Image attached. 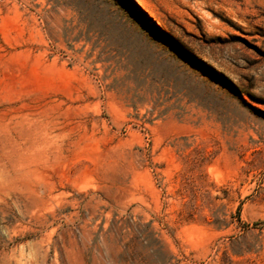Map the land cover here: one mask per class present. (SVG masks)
Wrapping results in <instances>:
<instances>
[{"label":"rangeland","instance_id":"rangeland-1","mask_svg":"<svg viewBox=\"0 0 264 264\" xmlns=\"http://www.w3.org/2000/svg\"><path fill=\"white\" fill-rule=\"evenodd\" d=\"M135 1L0 0V264H264V0Z\"/></svg>","mask_w":264,"mask_h":264},{"label":"trees","instance_id":"trees-1","mask_svg":"<svg viewBox=\"0 0 264 264\" xmlns=\"http://www.w3.org/2000/svg\"><path fill=\"white\" fill-rule=\"evenodd\" d=\"M133 6L144 16L146 17L147 20L151 21V18L150 16L137 4V2L135 0H129ZM153 24V23H152ZM154 26H156V28L158 27L157 25H155L154 23Z\"/></svg>","mask_w":264,"mask_h":264}]
</instances>
